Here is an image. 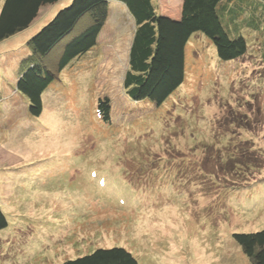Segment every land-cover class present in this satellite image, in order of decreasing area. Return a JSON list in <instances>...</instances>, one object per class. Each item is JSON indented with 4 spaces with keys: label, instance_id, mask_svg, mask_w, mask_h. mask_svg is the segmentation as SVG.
<instances>
[{
    "label": "rangeland",
    "instance_id": "1",
    "mask_svg": "<svg viewBox=\"0 0 264 264\" xmlns=\"http://www.w3.org/2000/svg\"><path fill=\"white\" fill-rule=\"evenodd\" d=\"M69 1L43 7L29 28L0 42V76L8 79L0 88V206L8 219L0 264H62L113 246L139 264H252L234 233L264 229V169L244 181L209 144L245 140L264 154V0L262 16L240 18L249 49L237 60H221L208 36L193 34L185 81L162 105L125 92L135 29L127 20L121 29L108 25L102 43L63 70L33 116L28 98L11 93L25 42ZM182 2L158 0L171 17ZM106 97L110 121L98 111ZM198 130L202 152L188 149Z\"/></svg>",
    "mask_w": 264,
    "mask_h": 264
},
{
    "label": "trees",
    "instance_id": "2",
    "mask_svg": "<svg viewBox=\"0 0 264 264\" xmlns=\"http://www.w3.org/2000/svg\"><path fill=\"white\" fill-rule=\"evenodd\" d=\"M59 1L4 0L0 12V42L29 28L43 7ZM112 1L126 8L135 28L128 53V70L123 80L125 92L135 101L150 100L157 106L162 105L184 83L186 48L194 33L202 32L208 36L221 60H237L249 49L247 39L241 34L240 18L247 13L262 16L263 12L258 0H183L179 18L162 12L158 0H70L25 42L28 52L20 58V73L13 89L28 98L31 115L40 116L43 113L45 91L51 83L60 80L63 70L95 48L101 34L109 31L105 29ZM57 47L61 48V52L51 59ZM98 111L105 121L111 120V101L108 97L100 99ZM241 119L250 124L247 115ZM184 130L187 131L186 128ZM199 130V134L191 138L197 144L188 149L202 152V141L199 142L202 132ZM237 143L229 144L222 139L220 145H209L210 150L214 147L222 149L219 157L227 171L248 181L256 168L259 174L264 169V154L254 142L242 140ZM166 150H171L169 155H177L172 148ZM181 151L183 154L186 152ZM217 167L224 172L225 167ZM228 181L225 180V189L229 187ZM232 182L237 183L234 179ZM7 225V216L0 206V230ZM234 238L252 264H264V229L234 233ZM62 264H139V261L129 249L113 246L96 248Z\"/></svg>",
    "mask_w": 264,
    "mask_h": 264
},
{
    "label": "crops",
    "instance_id": "3",
    "mask_svg": "<svg viewBox=\"0 0 264 264\" xmlns=\"http://www.w3.org/2000/svg\"><path fill=\"white\" fill-rule=\"evenodd\" d=\"M179 17H174V18H179ZM127 20H130V19L128 17L126 8L121 3L117 2V1H112L110 3V15H109V19L107 21L108 25L112 24L111 28L121 29L122 27H124V22ZM109 30H111V29H109ZM105 33L101 34L100 39H99V43L100 42L102 43V38L104 37ZM1 79H2V81H0V88H2L3 86H7L6 82L8 81V79H6L4 76L1 77ZM15 91H16L15 89H12L11 93H13ZM3 98H5V94H3V96L0 95V101H3Z\"/></svg>",
    "mask_w": 264,
    "mask_h": 264
}]
</instances>
